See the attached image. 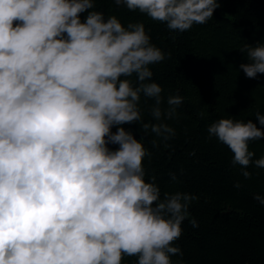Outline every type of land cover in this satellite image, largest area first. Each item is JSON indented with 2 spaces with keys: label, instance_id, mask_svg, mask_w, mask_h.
<instances>
[{
  "label": "clouds",
  "instance_id": "clouds-1",
  "mask_svg": "<svg viewBox=\"0 0 264 264\" xmlns=\"http://www.w3.org/2000/svg\"><path fill=\"white\" fill-rule=\"evenodd\" d=\"M113 2L180 33L206 23L220 6ZM94 8L95 0H0V264H122L125 256L173 264L171 257L182 255L174 244L198 197L162 198L155 179L145 180L151 153L121 125L139 122L143 133L168 141L175 130L160 121L176 115L183 97L169 96L162 109L163 89L151 82L150 66L166 57L145 25L125 26ZM240 51L247 54L239 66L246 77L264 74V44ZM142 95L154 100L156 122H144ZM255 116L260 127L229 117L207 128L245 179L249 166L264 169V157L253 159L249 150L264 139V114Z\"/></svg>",
  "mask_w": 264,
  "mask_h": 264
},
{
  "label": "trees",
  "instance_id": "trees-1",
  "mask_svg": "<svg viewBox=\"0 0 264 264\" xmlns=\"http://www.w3.org/2000/svg\"><path fill=\"white\" fill-rule=\"evenodd\" d=\"M218 3L210 20L183 33L118 7L113 0H95L94 10L106 18L117 16L125 26L142 22L151 43L166 57L150 66L151 82L163 89L162 109L168 107L169 96L183 97L176 115L160 121L175 130L168 141L143 133L139 122L121 125L137 140L142 138L151 153L143 162L145 180L155 179L162 198L175 192L198 197L182 222V235L174 244L182 255L172 256L173 264H264V203L255 198L264 199V169L249 166L252 176L245 179L240 166H233L229 148L207 132L211 123L229 117L251 120L260 127L255 114H264V74L250 79L239 66L248 63L247 54L240 51L245 45L264 44V0ZM86 15L81 14L82 22ZM131 79L135 82V76ZM153 104L154 100L141 96L144 122H156L151 116ZM116 130L113 126L112 132ZM249 150L255 153L253 159L264 157V139L250 142ZM192 219L198 227L192 226ZM136 261L135 256H125L122 264Z\"/></svg>",
  "mask_w": 264,
  "mask_h": 264
}]
</instances>
